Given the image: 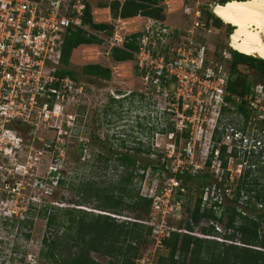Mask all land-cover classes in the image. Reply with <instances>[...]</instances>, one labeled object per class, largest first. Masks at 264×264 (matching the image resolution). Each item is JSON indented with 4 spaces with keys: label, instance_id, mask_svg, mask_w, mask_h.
<instances>
[{
    "label": "built area",
    "instance_id": "1",
    "mask_svg": "<svg viewBox=\"0 0 264 264\" xmlns=\"http://www.w3.org/2000/svg\"><path fill=\"white\" fill-rule=\"evenodd\" d=\"M87 1L0 0V191L5 194L1 203L20 190L17 177H26L32 157L38 159L35 154L50 146L39 134L55 131L56 139L62 140L66 127L71 131L75 125L78 114L65 113V107H77L86 89L82 81L59 71L67 32L80 28L93 33L84 23ZM184 14L192 15L191 33L210 31L212 25L202 20L197 5H187ZM137 16L113 19L116 31L109 42L111 48L123 47L131 34L124 36L121 30L129 21L141 19V28L134 32L139 33L134 62L141 88H114L110 94L129 97L160 114L170 112L188 146L203 140L207 151L211 147L210 156L214 153L219 160L223 154L228 162L240 158L244 169L253 171L264 165V83H253L245 94L233 92L228 87L233 79L230 69L210 57L204 46L175 41L177 31L165 19ZM223 55L230 57L229 52ZM244 169L237 167L239 174ZM150 198L156 209L178 205L159 194ZM169 232L158 226L152 235L160 244ZM134 264L157 262L140 255Z\"/></svg>",
    "mask_w": 264,
    "mask_h": 264
},
{
    "label": "rangeland",
    "instance_id": "2",
    "mask_svg": "<svg viewBox=\"0 0 264 264\" xmlns=\"http://www.w3.org/2000/svg\"><path fill=\"white\" fill-rule=\"evenodd\" d=\"M109 1L88 0L92 6V17L95 22H113L114 26L115 21L110 9L108 11L101 7V4H107ZM160 4L163 7L165 21L177 31L175 41L183 44L191 41L194 46H204L205 52L210 57L221 62L228 70L230 69L231 54L229 59H226L223 52L230 53V49H234L230 42L236 31L235 28H232L228 36V24L222 21L223 24L218 27L212 25L210 31L197 29L191 33L189 30H192V15L184 14L187 5L193 7L197 5L200 8L202 20L205 18L206 11H211L217 17L215 13V6L219 4L217 0H162ZM212 6H214L213 10ZM140 21L141 19L137 18L133 22L126 23L121 30L122 35H129L139 30ZM114 31L116 27L113 33ZM97 34L103 42L79 46L71 55V63L68 66L74 71L75 78L83 82L86 89L77 107L67 105L65 107V113L78 114L75 125L71 131V126L66 127L68 134L61 135L62 140L56 139L55 131L45 130L44 134H39L50 146L42 147L44 152L41 155L35 154L38 159L32 157V167L26 177H17V181L22 184L20 190H14L8 201L0 202V264H44L38 253L42 246L41 240L45 235L50 234L52 228H48L45 220L38 217L36 212L46 203L79 208L81 213L83 211L89 214H108L118 220H135L144 223L153 230L146 235L145 241L140 243V255L144 258H152L157 264L158 259L161 256H167L168 253L163 243L157 244L152 235L158 226H161L164 232L177 231L182 234L189 232L185 228L189 223L192 226L191 234L220 241L224 240L222 234L231 232L225 227L226 217L222 223L202 218L197 225L193 224L190 211L199 192L194 185H191L192 188L191 186L183 188L182 180H176L168 174L176 170H186L191 174L209 171L218 181L222 175L232 180L239 175L238 165L240 168H245L243 160L235 158L231 162L227 161V169H223L222 166L219 168V161H221L219 156L215 157L212 153L210 157L211 147L207 151L205 141L200 140L188 146L184 133L177 131L176 119L169 114L170 112L164 111L160 114L159 111L147 105V108L138 105L129 97L115 98L111 95L110 90L114 88L133 91L140 89L139 74L134 60L115 62L110 56L109 40L113 34L108 35L103 31ZM88 63H99L110 67L111 78L83 76L81 68ZM236 68L235 75H242L250 84L264 83V77L246 65L238 64ZM35 146L40 148L42 145L37 143ZM135 148H140L137 153L138 162L147 163V168L138 170L144 175L142 178L140 176L134 178L132 184L134 192L148 197L159 194L164 200L168 198L169 202H175V205L178 203L176 207L156 209L151 205L146 211L140 207L132 209L124 205L117 210L119 214H116L102 210L98 205L97 197L90 196L85 200L80 193H77L78 182L88 176L99 181L117 180L121 172V166L116 165L117 153L134 154ZM35 152L33 150V154ZM100 156H110V159L102 162L99 160ZM209 158L211 161L207 166L206 162ZM53 172L56 176L63 178L64 184L57 182V179L52 176ZM258 174L257 171L253 173V176ZM170 187H173L172 193L164 196ZM234 187L235 184L225 190L229 200ZM178 189L181 194H177ZM213 196L219 197V190L205 189L202 194L201 208L208 207L209 199ZM2 197H5V194L0 191V198ZM30 207H32L31 211L36 208L35 215L31 218V222L22 223L21 220L30 215ZM260 207L264 208V204H258V208ZM13 212L16 216L12 217ZM209 225L214 226L216 236L201 233V228ZM238 238L237 234L233 243L241 244ZM91 256L103 264L109 260V256L94 251H91ZM175 258H179L178 251L175 253ZM186 264L189 263L186 262Z\"/></svg>",
    "mask_w": 264,
    "mask_h": 264
},
{
    "label": "trees",
    "instance_id": "3",
    "mask_svg": "<svg viewBox=\"0 0 264 264\" xmlns=\"http://www.w3.org/2000/svg\"><path fill=\"white\" fill-rule=\"evenodd\" d=\"M162 0H110L101 7L110 9L113 19L129 18L137 15L165 19ZM227 0H217L223 4ZM92 6L87 1L84 23L89 26L93 33L77 28L69 30L62 45L61 63L63 67L59 71L61 76L69 75L73 78L74 71L69 69L73 51L83 44H101L103 39L97 32L103 31L108 35L113 34L114 26L109 22H95L92 17ZM204 20L208 25L218 27L223 24L222 19L216 17L211 11L205 12ZM233 26L227 25L228 36ZM139 33L126 36L123 47H112L110 56L115 62L134 60V52L137 49V37ZM231 64L230 72L233 79L229 83V89L239 94H245L250 90L252 84L247 82L240 74L235 75L238 64H244L255 70L264 77V59L245 55L234 49H230ZM81 74L88 77L110 79L112 70L108 66L99 63H88L82 66ZM235 75V77H234ZM114 100V99H113ZM134 154L119 152L116 155V165L121 166L118 179L97 180L85 177L78 182L81 197L85 200L90 196L97 197L99 207L111 213H116L122 206L138 208L148 211L152 205V198L134 192L132 187L136 176L143 177L139 169L147 168V163L138 162L140 148H135ZM149 152V150H148ZM211 157V156H210ZM110 156H100L102 162L108 161ZM221 166L227 167V159L221 156ZM210 158L206 165H210ZM259 172L257 176L253 173ZM169 177L183 181V188L194 185L199 194L195 199L190 211L193 224L197 225L202 218L224 222L229 233L222 234V239L199 237L190 233L192 226L187 223L186 230L189 232H169L163 238L162 243L168 249L167 256H161L158 264H264V208H258V204H264V165H260L256 171L246 168L237 178L222 175L219 178L213 176L209 171H200L194 174L186 170H177L169 173ZM59 184H64L63 178L56 176ZM72 183V182H71ZM107 183V186L105 184ZM235 184L231 192L230 200L225 194L229 186ZM104 185V186H103ZM72 186L75 185L72 183ZM192 188V186H191ZM219 190V197L213 196L209 199V206L201 208L202 194L204 190ZM177 194H181L178 189ZM222 195V197H221ZM224 198V199H223ZM225 200V201H224ZM22 223L31 222L36 208ZM36 215L43 218L48 228H52L41 240L42 246L38 256L44 264H103L91 256V251L109 256L106 264H134V259L140 255V243L145 241L146 235L150 234L151 228L140 221L118 220L108 214H89L79 208L62 207L46 203ZM61 231V232H59ZM204 235L216 236L213 225L201 228ZM239 235L241 244L233 243L235 236ZM232 241V242H227ZM178 251L179 258H175Z\"/></svg>",
    "mask_w": 264,
    "mask_h": 264
},
{
    "label": "bare ground",
    "instance_id": "4",
    "mask_svg": "<svg viewBox=\"0 0 264 264\" xmlns=\"http://www.w3.org/2000/svg\"><path fill=\"white\" fill-rule=\"evenodd\" d=\"M215 13L235 28L234 50L264 59V0H227L215 6Z\"/></svg>",
    "mask_w": 264,
    "mask_h": 264
},
{
    "label": "crops",
    "instance_id": "5",
    "mask_svg": "<svg viewBox=\"0 0 264 264\" xmlns=\"http://www.w3.org/2000/svg\"><path fill=\"white\" fill-rule=\"evenodd\" d=\"M103 8H104L105 10L107 9V10L109 11V8H108V7H103ZM137 17H138V16H137ZM75 50H76V49H75ZM75 50H74V51H75ZM74 51H73V53H74Z\"/></svg>",
    "mask_w": 264,
    "mask_h": 264
}]
</instances>
